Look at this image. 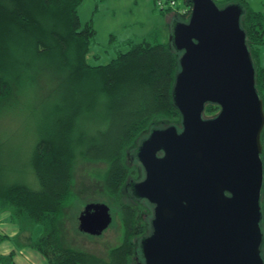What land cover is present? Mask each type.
<instances>
[{
  "label": "water",
  "instance_id": "95a60500",
  "mask_svg": "<svg viewBox=\"0 0 264 264\" xmlns=\"http://www.w3.org/2000/svg\"><path fill=\"white\" fill-rule=\"evenodd\" d=\"M187 21L173 22L179 53L171 90L178 124L153 126L134 149L143 178L128 186L152 208L138 240L143 264H264L262 256L263 101L240 20L243 9L188 0ZM219 112L204 117L205 106ZM78 230L105 231V203H88Z\"/></svg>",
  "mask_w": 264,
  "mask_h": 264
},
{
  "label": "trees",
  "instance_id": "16d2710c",
  "mask_svg": "<svg viewBox=\"0 0 264 264\" xmlns=\"http://www.w3.org/2000/svg\"><path fill=\"white\" fill-rule=\"evenodd\" d=\"M214 1L218 7L236 3L243 9L240 24L246 34V45L255 68V87L264 109V62L260 56L264 47V9L254 10L249 0ZM81 2L0 0V99L10 92L12 76L17 75L13 68L16 60L25 57L41 60L57 73H64L57 90L63 105L55 107L60 115L55 117L52 131L40 139L34 149L33 172L39 189L9 183L0 191V205L19 223L27 218L32 225L42 227V234L32 239L30 247L38 251L47 264H130L134 237L141 230L134 211L128 206L123 210L122 242L109 251L107 258L62 244L58 219L72 196L74 144L80 140L79 136L76 140L70 135L76 117L82 112L98 111L101 115L99 110H104L105 129L98 130L86 150L78 154L88 161L108 163L106 188L111 194H117L127 176L122 163L124 149L137 144L151 127L180 121L171 98L179 53L170 42L169 45L159 43L154 35L156 32H153L140 42L130 41L126 51H117L106 64L87 63L96 32L91 20L81 24L78 16ZM179 6L191 7V3L181 0ZM159 11L162 15L172 12L176 20L183 22L189 18L188 14L183 17L171 8ZM213 107L218 106L206 105L203 116ZM263 136L264 129L261 140ZM261 160L262 211L264 147ZM261 225L264 233L263 211ZM12 255L13 252L0 255V263L15 264ZM262 256L264 259L263 252Z\"/></svg>",
  "mask_w": 264,
  "mask_h": 264
},
{
  "label": "rangeland",
  "instance_id": "374dc122",
  "mask_svg": "<svg viewBox=\"0 0 264 264\" xmlns=\"http://www.w3.org/2000/svg\"><path fill=\"white\" fill-rule=\"evenodd\" d=\"M155 1L82 0L78 7L81 24L91 20L96 32L95 43L89 47L87 63L106 64L115 57L117 51H126L130 41L140 42L153 32H156L154 35L159 43L169 45L174 14H160V9L154 5ZM249 4L254 10L264 9V0H249ZM263 48L261 55L264 58ZM13 68L17 75L12 76L10 92L0 99V191L9 183L23 184L37 190L39 185L33 172L34 149L37 142L52 131L55 117L60 115L55 107L63 105L57 90L64 73H57L41 60L27 57L16 60ZM103 111L99 110L102 114ZM218 112L219 108L213 107L204 116L213 117ZM102 114L98 111L82 112L76 117L70 136L76 140L79 136L80 140L74 144L76 155L73 162L72 196L58 219L59 234L64 246L107 258L109 251L122 242L123 210L124 206H128L134 211L141 230L134 237V254L129 263L143 264L138 240L148 229L145 217L150 215V210L146 201L133 197L128 186L131 180L141 176V167L133 153L136 143L124 149L122 163L127 169V176L117 194H111L106 188L108 163L88 161L78 154L86 150L98 130L105 129L106 122ZM88 203H105L110 209L112 221L100 235L92 236L78 230V215ZM8 211L0 210V255L13 252L12 261L15 264H46L40 253L26 246L24 235L14 237L11 234L17 231L18 225L9 220ZM41 232L42 227L34 225L32 238ZM262 246L264 253V233Z\"/></svg>",
  "mask_w": 264,
  "mask_h": 264
},
{
  "label": "crops",
  "instance_id": "0c3cea01",
  "mask_svg": "<svg viewBox=\"0 0 264 264\" xmlns=\"http://www.w3.org/2000/svg\"><path fill=\"white\" fill-rule=\"evenodd\" d=\"M264 49V48H263ZM262 51V50H261ZM261 51H260V56H261V60H262V62H264V58L262 57V55H261ZM264 137V136H263ZM262 145L264 146V138H263V140H262ZM39 185V184H38ZM39 189V188H38ZM37 189V190H38ZM1 208H2V206L0 205V210H1ZM3 210H6V209H3ZM9 212V215H8V218H9V220L11 221V222H14V223H16L17 225H18V228H17V231H14V232H11V234L12 235H14V237H16V236H18V235H24V237H25V242H26V246H28V247H30V242L32 241V236H31V230H32V227L34 226V225H32L31 223H30V221L27 219V218H23L22 219V221L19 223L17 220H14V219H12L11 218V215H10V211H8ZM42 231H43V229H42ZM41 234H42V232H41ZM41 234H39L38 236H40ZM37 236V237H38ZM7 237V236H6ZM36 237V238H37ZM35 239V238H34ZM25 242L23 243L22 242V244L23 245H25ZM31 249H33L32 247H30ZM33 250H35V249H33ZM38 252V251H37ZM39 253V252H38ZM45 259V258H44ZM45 262H46V264H47V261H46V259H45ZM30 264H32L33 262H29ZM18 264V263H17Z\"/></svg>",
  "mask_w": 264,
  "mask_h": 264
},
{
  "label": "built area",
  "instance_id": "2783aa9c",
  "mask_svg": "<svg viewBox=\"0 0 264 264\" xmlns=\"http://www.w3.org/2000/svg\"><path fill=\"white\" fill-rule=\"evenodd\" d=\"M181 0H156L155 7H158L160 10L165 8H171L176 10V13L181 16L189 15L191 12V7L184 6L181 7L180 5Z\"/></svg>",
  "mask_w": 264,
  "mask_h": 264
},
{
  "label": "flooded vegetation",
  "instance_id": "af4514ba",
  "mask_svg": "<svg viewBox=\"0 0 264 264\" xmlns=\"http://www.w3.org/2000/svg\"><path fill=\"white\" fill-rule=\"evenodd\" d=\"M142 171H143V170H142V167H141V176H140V178L137 179V180H141V179L143 178V172H142ZM141 201H144V200H141ZM146 204H147V206H148V208H149V210H150V215L145 217V219L147 220V226H148V224H149V220H150V218H151V216H152V208H151L150 204H148L147 202H146ZM146 232H147V231H146ZM140 238H141V237H140ZM140 257H141V256H140Z\"/></svg>",
  "mask_w": 264,
  "mask_h": 264
}]
</instances>
